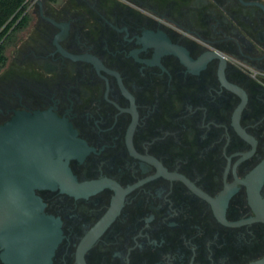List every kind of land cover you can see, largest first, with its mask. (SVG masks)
Returning <instances> with one entry per match:
<instances>
[{
  "label": "flooded vegetation",
  "instance_id": "obj_1",
  "mask_svg": "<svg viewBox=\"0 0 264 264\" xmlns=\"http://www.w3.org/2000/svg\"><path fill=\"white\" fill-rule=\"evenodd\" d=\"M1 44L0 126L49 112L86 191L39 188L33 264H246L264 222V0H26ZM13 19H11L12 21ZM264 197V184L260 188ZM29 261V260H28ZM0 264H18L0 245Z\"/></svg>",
  "mask_w": 264,
  "mask_h": 264
},
{
  "label": "water",
  "instance_id": "obj_2",
  "mask_svg": "<svg viewBox=\"0 0 264 264\" xmlns=\"http://www.w3.org/2000/svg\"><path fill=\"white\" fill-rule=\"evenodd\" d=\"M66 126L49 112H19L0 126V245L18 264H33L39 253L51 256L60 238L50 229L54 219L43 213L39 188L62 186L86 191L101 181L78 183L62 153ZM253 211L251 220L264 222V159L242 181ZM29 260V261H28ZM246 264H264V255Z\"/></svg>",
  "mask_w": 264,
  "mask_h": 264
},
{
  "label": "trees",
  "instance_id": "obj_3",
  "mask_svg": "<svg viewBox=\"0 0 264 264\" xmlns=\"http://www.w3.org/2000/svg\"><path fill=\"white\" fill-rule=\"evenodd\" d=\"M24 9V0H0V65L6 59L1 41Z\"/></svg>",
  "mask_w": 264,
  "mask_h": 264
},
{
  "label": "rangeland",
  "instance_id": "obj_4",
  "mask_svg": "<svg viewBox=\"0 0 264 264\" xmlns=\"http://www.w3.org/2000/svg\"><path fill=\"white\" fill-rule=\"evenodd\" d=\"M25 2H26V0H24V4H25ZM4 54H5V56H6V49L4 50ZM1 67V66H0Z\"/></svg>",
  "mask_w": 264,
  "mask_h": 264
}]
</instances>
